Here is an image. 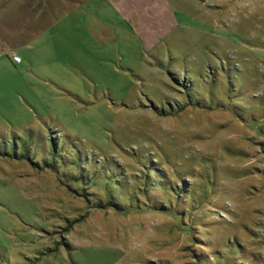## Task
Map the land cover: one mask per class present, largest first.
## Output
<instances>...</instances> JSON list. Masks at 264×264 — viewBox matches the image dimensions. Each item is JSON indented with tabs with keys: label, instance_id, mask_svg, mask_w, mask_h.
<instances>
[{
	"label": "rangeland",
	"instance_id": "obj_1",
	"mask_svg": "<svg viewBox=\"0 0 264 264\" xmlns=\"http://www.w3.org/2000/svg\"><path fill=\"white\" fill-rule=\"evenodd\" d=\"M0 264H264V0H0Z\"/></svg>",
	"mask_w": 264,
	"mask_h": 264
},
{
	"label": "built area",
	"instance_id": "obj_2",
	"mask_svg": "<svg viewBox=\"0 0 264 264\" xmlns=\"http://www.w3.org/2000/svg\"><path fill=\"white\" fill-rule=\"evenodd\" d=\"M12 59H13V61H16V62H19L20 61V57L17 56V55H13L12 56Z\"/></svg>",
	"mask_w": 264,
	"mask_h": 264
},
{
	"label": "crops",
	"instance_id": "obj_3",
	"mask_svg": "<svg viewBox=\"0 0 264 264\" xmlns=\"http://www.w3.org/2000/svg\"><path fill=\"white\" fill-rule=\"evenodd\" d=\"M7 55L10 56V60L13 61V60H12V56H13V55H12V54L10 55V54H8V53H7ZM21 61H22V59L20 58V61L17 62V63H20ZM13 62H14V61H13Z\"/></svg>",
	"mask_w": 264,
	"mask_h": 264
}]
</instances>
